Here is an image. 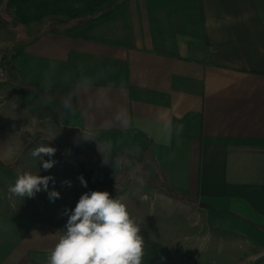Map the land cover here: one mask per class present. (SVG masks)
Listing matches in <instances>:
<instances>
[{
    "label": "crops",
    "instance_id": "obj_1",
    "mask_svg": "<svg viewBox=\"0 0 264 264\" xmlns=\"http://www.w3.org/2000/svg\"><path fill=\"white\" fill-rule=\"evenodd\" d=\"M98 1L17 0L31 21L0 92L14 90L27 115L11 133L0 128V264H46L65 209L91 191L126 203L143 264H264V0H108L73 15ZM50 63L56 82L45 106ZM81 64L115 69L111 97L127 125L103 126L112 110L93 118L84 97L62 110L71 89L62 76ZM90 131L97 141L82 138ZM48 142L57 163L47 174L30 152ZM24 171L53 176L49 191L60 197L13 196L9 185ZM184 210L192 218L175 221Z\"/></svg>",
    "mask_w": 264,
    "mask_h": 264
},
{
    "label": "clouds",
    "instance_id": "obj_2",
    "mask_svg": "<svg viewBox=\"0 0 264 264\" xmlns=\"http://www.w3.org/2000/svg\"><path fill=\"white\" fill-rule=\"evenodd\" d=\"M115 72L113 68H100L95 73H88L83 64L76 71L65 72L61 82L68 85L70 91L61 98L62 110L75 111L74 99L86 98V107L93 118L103 116L106 109L112 110L109 117L102 121L103 126L114 123L127 125L129 116L127 109L122 105H114L111 91L115 86L109 77ZM57 65L50 63L42 73L40 86L43 95L40 102L47 106L52 104L53 96L50 91L55 84ZM106 81V84L99 82ZM99 85V86H98ZM119 91H125V82L119 81ZM165 128L170 127L165 123ZM176 134L183 131V125L175 126ZM85 140H96L94 132L83 133ZM52 136L49 142L55 139ZM97 141V140H96ZM49 142L34 148L30 155L42 163L44 170L51 169L57 161L52 159L57 149L49 146ZM100 147V146H99ZM103 155V154H102ZM49 157L44 160V157ZM174 153L169 158H173ZM103 163L108 164L103 155ZM114 166L119 168L120 158H116ZM81 184L87 187V181L81 175L78 177ZM55 185V178L51 175L41 176L38 173L24 171L17 175L8 191L16 197L33 198L40 191H46L51 201L60 197V193L53 189L49 191V183ZM62 184L71 186L70 181ZM67 223L62 234L53 248L50 249L46 264H143L144 238L140 234L141 227L131 215L125 202L120 198H112L107 191H91L81 195L74 209H65Z\"/></svg>",
    "mask_w": 264,
    "mask_h": 264
},
{
    "label": "rangeland",
    "instance_id": "obj_3",
    "mask_svg": "<svg viewBox=\"0 0 264 264\" xmlns=\"http://www.w3.org/2000/svg\"><path fill=\"white\" fill-rule=\"evenodd\" d=\"M117 2H119V0H113L111 4L114 5ZM106 4L107 3H105V5ZM100 7L102 6L100 5L97 8ZM21 24L22 23L15 18L14 13L7 10L3 4L0 10V80H2L0 81V87L5 84V82L2 83L3 80L9 81L10 78H12V76L6 71V63L11 65L10 60L14 59V51L19 47L16 43L18 42L17 38L20 37L22 32L26 35L27 28ZM11 66H14V63ZM14 94V90L9 93L0 92V122H2L0 128L4 129V133L11 127L14 131V125L18 123V119L27 115L26 111L21 109L22 104L18 102ZM7 133H11V131H7ZM41 171H44L47 174L52 173V170L49 171L43 169ZM122 182L124 181L121 180L117 183ZM177 218L178 219H175V221L179 222L180 219L181 221H186L187 219L192 218V215L191 212L188 213L184 210V214H180V216L178 215Z\"/></svg>",
    "mask_w": 264,
    "mask_h": 264
},
{
    "label": "trees",
    "instance_id": "obj_4",
    "mask_svg": "<svg viewBox=\"0 0 264 264\" xmlns=\"http://www.w3.org/2000/svg\"><path fill=\"white\" fill-rule=\"evenodd\" d=\"M5 2L4 7L7 10H10L14 13L15 18L22 24L25 23H29L31 20L30 18H28V16L23 12L22 7L20 6V4L17 2V0H4ZM108 0H99L98 2H96L93 6H90L86 9H83L75 14H73L74 16L79 15V14H83V13H87V12H91L94 9H96L97 7H99L100 5L103 6L105 3H107ZM125 3V1H123L118 7L122 6ZM72 15V16H73ZM106 15V14H105ZM104 16V15H103ZM100 16V17H103ZM98 17V18H100ZM97 19V18H96Z\"/></svg>",
    "mask_w": 264,
    "mask_h": 264
},
{
    "label": "water",
    "instance_id": "obj_5",
    "mask_svg": "<svg viewBox=\"0 0 264 264\" xmlns=\"http://www.w3.org/2000/svg\"><path fill=\"white\" fill-rule=\"evenodd\" d=\"M3 3H4V0H0V10H1Z\"/></svg>",
    "mask_w": 264,
    "mask_h": 264
}]
</instances>
